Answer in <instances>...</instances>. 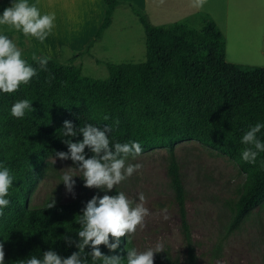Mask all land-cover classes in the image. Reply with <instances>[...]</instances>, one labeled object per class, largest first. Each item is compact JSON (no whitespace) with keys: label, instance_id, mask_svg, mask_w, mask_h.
I'll use <instances>...</instances> for the list:
<instances>
[{"label":"trees","instance_id":"trees-1","mask_svg":"<svg viewBox=\"0 0 264 264\" xmlns=\"http://www.w3.org/2000/svg\"><path fill=\"white\" fill-rule=\"evenodd\" d=\"M105 1L106 13L97 38L111 24L114 10L125 4ZM6 3L0 4V14ZM131 7L145 27L147 61L109 64L108 78L100 79L49 57L47 70H43L32 56H46L32 47L28 57L22 58L36 68L37 75L16 92H0V167H7L13 177L6 197L10 204L0 216L5 264H22L32 256L42 259L47 250L64 258L78 251L63 238L78 239L76 218L90 198L58 202L53 208L28 204L43 176L46 159L57 151H68L61 140L65 120L76 129L86 124L110 126L112 145L135 141L141 148L173 147L182 140H199L225 152L247 174L236 203V220L264 202V152L258 153L254 164L241 157L249 147L241 143L243 134L256 123L264 124V67L229 62L223 33L211 17L200 15L199 27L186 21L156 26L135 5ZM25 99L33 109L25 110L22 119L13 117L12 105ZM257 137L264 142V129ZM71 139L82 140V133ZM85 153L86 158L92 155L87 148ZM171 173L191 264H195L186 191L175 164ZM110 242H114L111 237ZM99 247L104 255L119 256L120 264H127V235L120 238L115 251ZM87 264L102 261L93 262L89 256Z\"/></svg>","mask_w":264,"mask_h":264},{"label":"rangeland","instance_id":"rangeland-1","mask_svg":"<svg viewBox=\"0 0 264 264\" xmlns=\"http://www.w3.org/2000/svg\"><path fill=\"white\" fill-rule=\"evenodd\" d=\"M123 2L125 4L114 10L111 24L97 38L104 11L99 15L97 9L83 10L81 16L82 10L58 9L53 0H28L42 15L55 14L54 28L44 42H63L59 56L51 57V52L48 54L43 49L38 51L80 67L86 76L100 79L108 78L109 64L147 61L145 27L131 7L134 4ZM3 3L10 7L12 0L0 4ZM231 6H236L237 12L239 9L248 25L246 32L260 35L257 31L261 30L264 17V0H236ZM135 7L147 16L144 10ZM148 20L156 26L169 25L165 13L158 12ZM186 22L199 27L202 20L195 15ZM0 34L12 39L22 50V56L28 57L33 47L28 36L7 25H0ZM239 43L242 51L250 53L245 40ZM261 57L260 54L259 59ZM250 58L256 59V56ZM226 59L231 62L229 57ZM141 149L139 156L127 160V163L141 164V169L107 193L116 195L123 191L135 202H139L138 193L146 198L149 215L145 217V226L138 227L134 235L127 237L129 250L135 248L142 252L162 243L164 251L154 253V264H191L190 247L173 186L171 168L175 164L186 191L185 209L195 264H264V202L236 220V203L244 190L247 174L229 155L195 139L182 140L173 147ZM53 158L51 155L44 162L43 176L33 189L30 207L48 205L52 197L58 203L105 194L100 189L84 187L80 176L73 177L76 181L73 192H67L61 176L75 165L70 159L58 157L53 163ZM163 209H167V220Z\"/></svg>","mask_w":264,"mask_h":264},{"label":"clouds","instance_id":"clouds-1","mask_svg":"<svg viewBox=\"0 0 264 264\" xmlns=\"http://www.w3.org/2000/svg\"><path fill=\"white\" fill-rule=\"evenodd\" d=\"M207 0H193V6L202 8ZM55 14H41L35 5H29L28 0H12L10 7H6L0 14V25H7L10 29L22 32L26 37H35L43 43L54 28ZM32 60L36 61L40 68L47 70L48 57H38L35 54ZM37 75L36 68L28 64L22 58V50L8 36L0 34V92L11 94L19 90L21 84L27 85L32 77ZM50 82V80H49ZM32 103L28 100H20L11 107V115L17 119L25 116V110H32ZM105 120L109 117L105 116ZM118 123V121H116ZM62 142L68 146V151L55 152L56 158L61 160L71 159L75 167H68L61 176L66 191L73 192L76 181L75 176H80L84 181V187L97 188L103 191V196L94 195L88 200L81 210L82 214L76 218L80 225L77 232L78 239L65 236V243L71 246L75 244L78 251L64 258L53 250L43 252L42 259L32 256L22 264H87L90 256L92 261H102V264H120L119 256H107L100 251V245H104L111 251H115L120 245V238L125 235H134L137 228L145 226V217L149 215V209L145 207L146 198L143 193H138L139 202L128 198L123 192L116 195H108L114 187L129 179L142 167L141 164L127 163L129 157L133 159L142 152L138 142L110 143L108 133L111 127L103 128L86 124L76 129L69 120L63 122ZM264 129V124L256 123L250 126L243 134L241 143L249 147L241 153L242 159L247 163H255L259 152H264V142L258 139L257 134ZM82 133L83 139L73 142L71 137ZM92 155L86 158L85 149ZM79 173L77 175L76 173ZM13 184V177L7 167H0V216L3 210L10 204L8 196L9 188ZM56 200L52 197L46 208H53ZM168 219L167 209L162 210ZM110 237L114 242H110ZM90 248V251L85 249ZM164 251L162 243H157L155 248L138 252L135 248L127 250V264H154V253ZM0 264H5V252L3 243H0Z\"/></svg>","mask_w":264,"mask_h":264},{"label":"crops","instance_id":"crops-1","mask_svg":"<svg viewBox=\"0 0 264 264\" xmlns=\"http://www.w3.org/2000/svg\"><path fill=\"white\" fill-rule=\"evenodd\" d=\"M3 1L4 0H0V3ZM53 1L55 2L54 6L56 5L58 9L82 10L81 16L84 15L83 10L88 9H97L99 15H102L103 11L106 13L107 8L105 7V0ZM121 1H127L133 3L135 6H138L140 9L144 10L147 13L148 18L152 17V15L156 16L158 12L162 15L165 13L166 15H168V24L187 21L195 15H205L211 17L223 33L226 43V56L229 57V60H231V62L252 66H264V17L261 20V30L257 31L260 33V35L247 33L246 30L248 25L246 24L245 20L241 18L239 9L237 12L236 6H231V2H235L236 0H207L202 8L194 7L193 0ZM57 34H59V31ZM28 40H30V44L38 50L43 49V51H47L48 54L51 52V54H49L51 57L59 56L61 49L60 46L63 44L62 41L41 43L35 37L31 36H28ZM243 40L247 42L250 53L247 51H242V49L238 47V43ZM46 44L50 46L51 50ZM258 51L262 55L261 59H259L260 54H258ZM251 55L256 56V59L250 58Z\"/></svg>","mask_w":264,"mask_h":264}]
</instances>
